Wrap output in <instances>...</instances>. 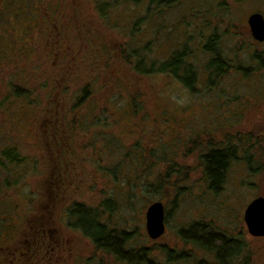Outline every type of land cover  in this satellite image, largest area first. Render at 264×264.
<instances>
[{"label":"rangeland","instance_id":"obj_1","mask_svg":"<svg viewBox=\"0 0 264 264\" xmlns=\"http://www.w3.org/2000/svg\"><path fill=\"white\" fill-rule=\"evenodd\" d=\"M27 2L22 12L17 0H0V40L10 45L0 49V264H123L72 227L74 203L131 233L129 246L148 249L156 264H191L167 262L168 251L209 258L182 240L195 224L240 237L264 264V237L243 219L264 195V72L252 60L264 41L247 24L252 13L264 17V0H172L159 14H147L148 0ZM23 23L27 43L15 32ZM214 35L234 68L209 88L205 44ZM130 48L157 63L186 49L195 92L167 74H138L120 57ZM209 144L234 153L217 192L204 179ZM11 149L21 162L3 156ZM155 201L165 229L151 239L145 212Z\"/></svg>","mask_w":264,"mask_h":264},{"label":"trees","instance_id":"obj_2","mask_svg":"<svg viewBox=\"0 0 264 264\" xmlns=\"http://www.w3.org/2000/svg\"><path fill=\"white\" fill-rule=\"evenodd\" d=\"M17 1L18 3H21L16 4L18 9L22 12L26 10V6L28 4L27 0ZM111 1L113 2V6H115L117 3H125L128 1L134 3L139 2V0ZM170 3H172V0H148L146 12L147 14H151L153 11V13L156 12L159 14V7L164 4L169 5ZM105 7L107 8L108 5ZM34 15L37 14L34 13ZM5 17L7 18L3 21L6 22L5 25L10 24L8 20L9 13L5 14L3 19ZM139 22L140 20L135 22L134 25L137 26ZM24 28L27 27H25V24L23 23L21 27L15 29V32L20 37V40L27 43L28 38L26 39V37L23 35L25 33ZM28 45H26V54L30 53L29 48L31 44L28 43ZM215 46L216 35L210 37L205 44V50L209 51L211 55L207 64V69L209 70L207 84L209 88H214L218 80L231 68H234L228 63V60H226L224 56L222 57L217 49H214ZM0 49L5 51L4 53L7 54L8 50L10 49V45L7 40L3 41V38L0 40ZM120 57L124 61L131 63L133 69L140 75L152 76L156 73L167 74L177 81H180V83L192 93L196 90L194 88V83L196 81L197 70L195 69L194 65L188 61L186 49H180L179 51L176 50L171 54V56H169L167 60L159 61L158 63L153 59L147 61L146 54L145 56L142 55V50L135 48H130L128 53H126V51H122ZM252 60L256 62L254 70L264 72V54H256L255 56L253 55ZM250 68L253 69L252 66L249 68L236 67V71L239 70L246 75L250 70H252ZM12 90V94L16 97H21L25 93H20L22 90L18 89V87H12ZM86 94L87 92L82 89L79 100L85 98ZM83 115H86L88 118L90 117L87 114H81V116ZM207 148L208 149L201 155L204 166V179L207 182L209 188H212L215 192H217L223 179L224 170L228 161L227 159H229V157L231 158L234 153L233 149H229L228 145L220 148V146L210 147L209 144L207 145ZM2 154L13 162L18 163L22 160V157H17L18 152L15 149L2 152ZM246 159L249 161L248 157H246ZM164 181L166 180L164 179ZM164 181H161V184L162 182L164 184ZM103 204L105 210L110 211L112 210L114 203L111 199H105ZM71 217L74 218L72 227L80 230L81 234L91 242L96 251L109 255L116 261L123 264H156L154 258L151 256V252L148 249H136L129 246L132 239L131 233H117V231L115 229H111L107 223L101 222L99 218L100 213L97 208L74 203L73 207L68 211V218ZM197 226L195 224L194 227L189 230L190 233H180V235L185 243L202 249L209 255V258L197 259L195 256L190 255L191 253L187 254L188 252L186 251L180 253L168 251L166 258L167 262L190 261L191 264H263L258 261V256L256 261L255 256L257 255V251H251L247 247V244L240 239V237H232L226 233H203V228L198 230ZM101 261L102 259H98V264H101Z\"/></svg>","mask_w":264,"mask_h":264},{"label":"water","instance_id":"obj_3","mask_svg":"<svg viewBox=\"0 0 264 264\" xmlns=\"http://www.w3.org/2000/svg\"><path fill=\"white\" fill-rule=\"evenodd\" d=\"M252 37L264 41V17L252 13L247 18ZM248 233L254 237H264V196H257L248 202L243 212ZM145 227L151 239L159 238L164 232V208L160 201L150 204L145 212Z\"/></svg>","mask_w":264,"mask_h":264},{"label":"flooded vegetation","instance_id":"obj_4","mask_svg":"<svg viewBox=\"0 0 264 264\" xmlns=\"http://www.w3.org/2000/svg\"><path fill=\"white\" fill-rule=\"evenodd\" d=\"M55 48V47H54ZM54 53L57 55V54H59V48L56 50V51H54ZM46 242H44V244H45ZM43 246V245H42Z\"/></svg>","mask_w":264,"mask_h":264}]
</instances>
